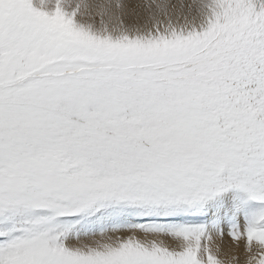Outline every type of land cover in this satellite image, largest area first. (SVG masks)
Listing matches in <instances>:
<instances>
[{
  "label": "snow or ice",
  "instance_id": "obj_1",
  "mask_svg": "<svg viewBox=\"0 0 264 264\" xmlns=\"http://www.w3.org/2000/svg\"><path fill=\"white\" fill-rule=\"evenodd\" d=\"M241 247L264 264V0H0V264Z\"/></svg>",
  "mask_w": 264,
  "mask_h": 264
},
{
  "label": "bare ground",
  "instance_id": "obj_2",
  "mask_svg": "<svg viewBox=\"0 0 264 264\" xmlns=\"http://www.w3.org/2000/svg\"><path fill=\"white\" fill-rule=\"evenodd\" d=\"M135 2H142V0H135ZM230 246L233 247V248L235 247V246L232 244V242H231L227 237H225V240H224V242H223V249H224V251H225V252H228ZM232 254L237 255V256L240 258V264H243L244 253H243V249H242V247H241L240 250H238V251H236V252H234V253H232Z\"/></svg>",
  "mask_w": 264,
  "mask_h": 264
}]
</instances>
